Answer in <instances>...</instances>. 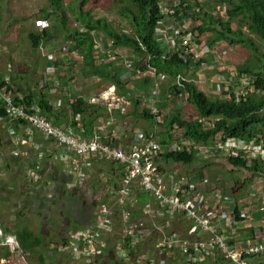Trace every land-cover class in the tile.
<instances>
[{
  "label": "crops",
  "instance_id": "1",
  "mask_svg": "<svg viewBox=\"0 0 264 264\" xmlns=\"http://www.w3.org/2000/svg\"><path fill=\"white\" fill-rule=\"evenodd\" d=\"M47 3V0H0V80L2 83H7L6 81H8L17 96H21L23 93H32L34 96L32 97V100L34 98L40 101L39 99L42 98L51 108L49 119L56 125L74 131L76 136L80 139L98 137L106 144L115 145L126 150L134 146L137 147L141 144L143 139L149 137H154L167 148L173 141L182 140V138L183 140H190L184 136L183 130H180L179 135V133L173 131L174 125L171 127H169V125H163V123L165 124V119L163 122L158 123L154 116L153 120L143 116L144 109H148L150 112L149 101L151 92L157 86L160 89L161 106L169 111L167 114H170L173 111H179L183 116L185 113V109L182 110L179 106L176 107L177 103L172 102V99H175V96L171 92V89L172 86H177L176 79L178 75L176 76V79H170L167 74L159 72L152 65L145 64L146 69H139L135 76H133L135 69H122L119 74L125 82L124 89L122 90H120L116 84H110L101 78L92 77L86 73L87 76L94 78L95 83H98L100 80L106 84L103 87L97 85L96 92H100L108 88L110 85H115L116 94L128 101V104H123L121 106H114L106 103H91L88 98L96 92L88 89V82H86L84 86L81 84L75 85V80L70 79V74H72L70 72L72 64L70 60L64 56L63 49V46L66 43L77 45L78 41L76 35L80 33V30L84 31L86 28L84 25L83 29L75 28L69 21H67L65 15L66 13H69V11L76 16L71 11V5L64 6V8L61 3L62 8L60 11H56L54 8H49L48 12H44L43 9L47 6ZM77 9L81 14H87V12L92 13V11H85V6L82 11L81 8ZM91 17L93 20H98L94 19L92 15ZM167 24L173 25V21L169 17L167 19ZM59 25L67 31L62 33L59 29ZM96 33H100V39L103 35L105 41L108 42V45L111 41L104 33L95 31L93 33L95 43L93 47L94 53L95 50L99 48L97 45L98 40L96 39ZM197 37L198 34L192 33V40L194 42L197 40ZM201 38H205L203 34H201ZM163 43L167 45L168 49L170 48L167 41L163 40ZM220 43L225 46L228 44L224 41ZM201 44L204 46V49H197L199 58L196 60L194 59V62L196 63L204 60L203 64L204 62L209 63L208 68L203 69V67L200 66L197 72L192 70L187 76H181H183L186 81L194 82L201 90L210 96H226L227 91L230 88L234 89L238 80L245 77L240 76L241 74L236 70L233 72L231 68L229 69L230 72L226 74V81L220 83L221 89H218L216 84L211 81V77L222 73L215 70V74H208V70L212 69V62L209 60L208 54L209 52L211 53V51L213 52L214 46L208 47L204 41H202ZM169 51L171 52L175 50H171L170 48ZM111 54L112 52H108V56L106 57L109 58L102 56L104 59H100L101 55L98 57L94 56V58L97 63H100L102 60L112 62L116 66H119V61L122 56L117 52L115 53L116 56ZM21 57L22 59L20 60ZM76 58V63L84 65L83 57ZM133 59L132 62L137 63L138 65L137 54L133 56ZM220 63L223 64V62ZM54 67L56 70L55 74L52 75L54 73L52 68ZM150 68H154L156 73L149 74L147 71ZM221 69L222 68H220V70ZM202 72L206 74L207 79L206 81H202L201 84H198L195 82L194 78H197ZM60 76H62V78H59ZM159 77L162 78V81L159 80ZM56 78L59 80L57 85L51 84L52 81L57 80ZM148 78L152 80L151 84H153V86H150V95L142 90L141 87L140 89L135 86L137 81ZM134 79L136 81L133 82ZM169 81H172L170 89L163 88L164 84ZM210 82H212V84H210ZM131 93L135 94V97L140 101L139 104L136 105L134 99L130 98ZM180 95L184 96L182 92ZM79 97H83L88 103L94 104L93 107L99 106L100 111L94 112L95 109H89L88 112L85 113L73 112L71 104ZM142 99H144L143 102ZM184 99L186 103H188L185 96ZM164 102L167 104H164ZM143 103H146L148 108L143 107V109H139V105H142ZM1 113L3 116L6 115L3 110H1ZM42 114L45 115L44 113ZM73 121L77 122L72 124ZM23 128L24 127L19 123H16V131L14 135H12L7 128H4L0 124V174L2 173L4 175L0 183V229L5 234L4 237L13 240V242L17 244V247L19 246L17 231L24 227L31 230L29 228L30 225L28 224V221L23 219H19L14 223L9 222L5 224V214L4 211H1L2 204L3 206H6L8 201H13L19 194H23L24 196V200L19 203L20 206L27 201H30L32 197L35 198L34 201L37 205L48 203V209L52 206H61L64 208V201L66 199L72 200L75 204L81 203V199L85 202L84 193L80 191L81 187L78 185L77 187L75 186V176L71 179V177L64 174V172L69 171L67 169H69L70 165L62 164L52 157V155H54L59 149L52 141L43 139L39 133L36 132L34 135L35 143L31 150L17 148L16 143L19 141L18 139L20 138V133L23 131ZM194 155L195 162L189 165L173 163L165 158H162L159 161V164L169 173V175L174 176L177 179L188 174L192 176L194 181L199 185L200 191L205 195V200L209 203L208 205L210 207L216 204L215 195L217 193H223L224 195L233 198V207L236 211V215L241 212H246L250 215L251 221L248 227L242 224H238L236 228H227L224 225L219 227L220 233L224 234L232 247L235 248L237 244H243L246 241L264 240L263 175L260 173H254L249 168L235 167L226 157L214 156L205 160L202 156ZM108 161L114 165L116 164L115 162L105 159L96 158L92 160L91 178L89 176L87 179L88 181L86 180L87 184L90 180L88 187L93 193L97 194L96 198L103 196V201L97 200L95 213L97 212V207L100 203H106L109 201L114 190L120 186V180L124 174L122 166L117 165V169L109 168L108 163H106ZM25 166H27V174L25 173L27 175V177H25L28 182L27 186L22 185L13 197L8 198V194L12 196L9 191L13 189L14 186L12 185L14 182L12 179L14 171L19 168L24 169ZM52 174L56 176V179L52 177ZM97 176H105L106 179L110 180L112 188L106 189L102 192L98 189L96 180L94 182L95 184H91ZM71 187L73 188L71 189ZM140 196H146V200L142 201ZM135 197L137 198V201L128 205V209L133 213L134 217L139 216V211L143 205L147 203L156 205V202L150 194H136ZM105 198L108 201H106ZM84 205V208H81L83 211L77 210L78 213L75 212L76 219L66 215L67 212L71 213L70 210L65 211L61 218L59 215L55 217L62 221L61 225H56L59 229H62L60 230L61 234L65 235L67 231L77 226L79 227V229H77L80 230L84 228L85 225L95 224L96 217L91 216L89 213V205ZM15 208L16 205H14V209ZM13 210L11 213H13ZM79 213H82V216H80ZM16 214L17 213L15 212L13 213L14 216H16ZM38 215L42 218L44 216L46 217V215H43L42 213H39ZM72 222L75 224H72ZM73 225L76 226L74 227ZM185 225L186 221L181 220V222L174 227L175 230L179 231L181 236H185L182 233ZM114 226L116 233V231L120 230L121 224L115 222ZM116 237L115 234L107 236V238H109L107 239L109 240V250H105V252L101 253L99 258H93L98 264H101L102 260H116L114 262L120 260L115 249ZM42 239L44 240L45 238L42 236ZM61 240H63L62 245L51 249L49 252H57L60 249L62 250V247L65 246L66 239H63L62 237ZM50 244L53 245V243ZM50 248H52V246H50ZM17 250L20 253L22 252L19 248ZM10 254L8 248L0 246V260H4V258ZM62 256L69 257L67 255ZM24 258H22V260ZM248 261L250 264H264V255L257 258H249ZM203 264L233 263L229 260H225L221 255H216L205 261Z\"/></svg>",
  "mask_w": 264,
  "mask_h": 264
},
{
  "label": "built area",
  "instance_id": "2",
  "mask_svg": "<svg viewBox=\"0 0 264 264\" xmlns=\"http://www.w3.org/2000/svg\"><path fill=\"white\" fill-rule=\"evenodd\" d=\"M178 3L175 1L174 5L177 6ZM161 11L173 21V25H168V18H165L158 29L160 38L167 41L171 50L181 49L193 60L198 59L197 49H203L202 38L198 35L195 42L192 40V23L179 21L174 7L163 6ZM109 43L113 44L112 41ZM67 46L69 45L64 48L66 55L82 56L80 51L69 50ZM125 67L127 70L135 69L130 61H125ZM147 72L155 74L156 70L150 68ZM6 82L2 83L0 80V124L12 135L16 131V123L24 127L16 143L17 148L31 150L36 132L43 139L52 141L59 148L52 157L62 164L70 165L67 170L75 175L76 187H82L87 182L84 170L90 168L91 161L96 158L110 160L124 169L120 186L114 190L108 202L98 205L95 224L78 230L81 233L73 237L76 242L66 243L63 247L74 258H99L101 253L109 250L107 236L114 234L119 237L115 242L117 256L136 264H203L216 255H221L233 264H250L249 258L264 255V240L246 241L234 248L224 234L220 233L219 227L222 225L227 228H236L238 224L246 227L250 225L251 217L246 212L236 215L232 197L217 193L216 204L210 207L192 176L188 174L177 179L159 164L165 154L182 151L202 156L205 160L217 156L241 159L247 163L254 160L264 163V138L261 135L245 141L241 138H225L219 133L209 145L182 138L171 142L168 148L154 137H149L143 139L137 147L126 150L106 144L98 137L78 138L74 131L56 125L42 115L37 102L32 101L27 105L15 101V93L9 82ZM185 82L186 79L178 75L177 86L184 87ZM251 82L250 78L239 79L235 88H230L225 97L234 98L238 102L252 89ZM89 101L114 106L128 104L125 98L116 94L115 85L91 95ZM149 108L158 123L163 122L167 117L165 115H169V111L161 106L158 86L151 92ZM1 110L6 115L3 116ZM196 118L204 129L212 127L215 122L214 117ZM180 130L175 124L173 131L180 135ZM145 193L153 197L156 205H143L139 216L134 217L128 205L137 201L136 194ZM181 220L186 221L182 231L185 236H181L174 228ZM115 222L121 224L116 233ZM4 235L0 229V246L8 248L11 253L5 259L11 260V264H19L23 258L17 250L19 246L14 247L13 240Z\"/></svg>",
  "mask_w": 264,
  "mask_h": 264
},
{
  "label": "trees",
  "instance_id": "3",
  "mask_svg": "<svg viewBox=\"0 0 264 264\" xmlns=\"http://www.w3.org/2000/svg\"><path fill=\"white\" fill-rule=\"evenodd\" d=\"M119 1L123 2V0ZM128 1L129 3L123 7L121 13L131 27L130 32L111 29L104 18L93 20L91 12L81 14L78 10L73 9V5L75 4L77 7L79 3L78 8H81L82 11L89 0H75L71 6V11L76 15L75 18L83 23L86 28V31L84 30L76 35L78 42L75 46V49L82 54L85 73L89 70L91 72L90 76L101 78L110 84H116L120 90L124 89L125 82L119 75L122 71L121 67H116L112 62L102 60L100 63H97L94 58L93 47L95 43L93 33L95 31L104 33L113 42L114 49L131 48L137 54L138 65L135 67L133 76L137 74L139 69L145 70V64L154 66L159 72L167 74L170 79H176L177 75L187 76L191 68L198 69L202 66L204 60L195 63L181 49L170 52V48L168 49L167 45L163 43L162 38L159 39L156 34V29L162 19L160 10L163 6H168L169 3L173 5L174 1L177 0ZM189 1L180 0L179 5L184 9L192 10L193 7L188 4ZM227 1L230 2L231 8L225 17L219 19L218 17L209 16L208 13L204 12L205 16L208 17V22L205 20L202 26H197L193 29V33L201 35L212 31L214 37L212 41L209 40L210 47L223 41L231 46H242L247 48L250 54L259 56L260 65L252 69L245 64L236 66V71L241 74L240 76L250 78L253 86L238 102L234 98L225 96H210L191 81H186L184 87L172 86L171 92L174 96L182 92L188 103L194 106L200 116L215 118L213 126L208 129H204L198 120L185 119L179 111H173L165 118V124L163 123V125L171 127L176 124L179 129L184 131L186 138L198 144H212L219 133L225 138H241L245 141L252 139L256 135H261L264 138V53L256 47V39L264 42V0ZM47 2V6L43 9L44 12H48L49 8H54L56 11H60L62 8V0H47ZM185 4L186 7H184ZM201 10L191 13V17H201L203 14ZM81 16H85L86 19L81 21L79 18ZM218 16L221 17V14ZM184 17L188 16L186 14L184 16L180 15V19H185ZM226 17L227 19H225ZM236 19H238V28L233 29L232 24ZM244 20L248 22L247 31L245 32L241 28ZM100 55V59L102 56H108V45L105 46ZM134 81L136 80L134 79ZM151 82L152 80L148 78L137 81L135 86L137 88L141 87L142 90L150 95V86H153ZM32 97H34L32 93H23L22 97L16 98V101L29 105ZM130 98L134 99L136 105L140 103L135 94L131 93ZM39 100L40 112L50 118L49 112L51 108L42 98ZM86 102L83 97L74 100L71 104L73 112L85 113L89 109H95L94 112L100 111L99 106L93 107L94 104ZM164 104L167 103L164 102ZM143 116L153 120V115L148 109H144ZM76 122L73 121L72 124ZM164 158L173 163L184 165L195 162V155L188 154L186 151L165 154ZM229 160L235 167L249 168L254 173H260L264 177V163L258 160H254L251 163H247L241 159ZM140 199L145 201L146 196H140ZM17 239L19 241V250L24 253L29 252L33 254L43 248L44 240L41 234H34L26 227L17 231Z\"/></svg>",
  "mask_w": 264,
  "mask_h": 264
},
{
  "label": "rangeland",
  "instance_id": "4",
  "mask_svg": "<svg viewBox=\"0 0 264 264\" xmlns=\"http://www.w3.org/2000/svg\"><path fill=\"white\" fill-rule=\"evenodd\" d=\"M75 0H62V5L64 6H69V5H73ZM129 1L128 0H123V2H120L119 0H89V2L85 5V11H92V16L94 19H105L106 21H108V23L110 24L111 29H115V30H119V31H127L130 32L131 31V27L127 21V19L125 17H123L121 10L123 9V7H125L126 4H128ZM194 4L198 3L199 4V8L202 9L201 12H203V14L201 15V17H196L194 16V18L192 17V21H193V29H195L197 26L200 27L202 26L203 22L206 20L208 21V17L205 16V13H208L209 16H213V17H219L218 15L221 14V18L225 17L226 14L228 13V10L231 8L230 6V2L227 0H197L196 2L193 1ZM79 4H77V8H78ZM184 7H186V4L184 5ZM65 8V7H64ZM76 5H73V9H76ZM133 9V7H132ZM67 21H69L74 27L76 26H81L80 29L84 28L83 27V23H81L80 21H78L75 16L69 11V13H66L65 15ZM81 19V21H84L86 19L85 16H81L79 17ZM227 19V17L225 18ZM224 19V20H225ZM238 19H236V21L233 22L232 24V28L233 29H237L238 28V23H237ZM247 21L244 20L242 23V30L245 32L247 31ZM59 29L60 31H62V33H65L66 31L61 28V25H59ZM160 30L157 31V34L159 33ZM82 31L80 30V33ZM97 34V40H98V49L95 50V53L93 52V55L95 57H98L102 51L105 49V46L108 45V42L105 41V37H103L100 39V33H96ZM205 38H202V41H204L206 43V45L208 47L209 46V42L212 41V38L214 37V33L212 31H210L208 34L204 33L203 34ZM101 41H100V40ZM210 40V41H209ZM67 44V43H66ZM66 44L63 46V49L65 48ZM222 45V43H217L216 45H214V50L213 52L211 51V53L209 52V60L212 62V69L208 70V74L212 75L215 74V70H218L219 72H221L222 74H216L214 76L211 77V81L214 82L217 86L218 89L220 88V83L225 82L227 79V73H229V69H231L233 72L236 70V66H242V65H246L249 68H256L258 65H260V62L258 60V55L254 56L253 54H250V51L247 48H244L242 46H230L228 44ZM229 46V47H228ZM256 47L258 48L259 51L264 53V42L259 41L256 39ZM73 50L75 51V46H73ZM117 50V51H116ZM108 52H112L111 55H115V53L117 52L118 54H120L121 60L119 61L120 63V67L121 69H125V64L124 61H130L132 62L133 56H135V52L131 49V48H118V49H114L113 45H108ZM105 58H109L106 56H103ZM118 57V56H117ZM112 58V57H111ZM22 59V57L20 58V60ZM67 59L70 60L71 62V77L70 79H74L75 80V85L76 84H81V85H85L86 82H88V89L96 92V86L101 85V87L105 86L106 84L102 81L99 80L98 83H95L94 78H91L89 76H87V74L84 72V66L80 63H76V56L74 54L70 55L67 54ZM104 59V58H102ZM220 62H223V64H221ZM133 63V62H132ZM134 67L137 66V63H133ZM116 66V65H115ZM209 63L208 62H204V64L202 65L203 69L208 68ZM117 67V66H116ZM220 68H222L220 70ZM195 71L197 72L198 69L196 68H191V71ZM88 75H91V72L88 70L87 71ZM52 74V73H51ZM55 73H53L52 75H54ZM192 77V76H191ZM194 77V76H193ZM59 78H62V76H60ZM56 81H52L51 84L53 85H57V83L59 82L58 78H56ZM195 82L198 84H201L202 81H206L207 76L204 72L200 73L199 76L197 78H194ZM209 79V77H208ZM159 80L162 81V78L159 77ZM212 82H210V84H212ZM170 85H172V81H169L167 83L164 84L163 88L165 89H170ZM227 86H229L228 84H226ZM85 92V91H83ZM98 93V92H96ZM165 94V93H164ZM175 99H172V102H176L177 106H179L180 108L185 109V113L183 114V117L185 116V118L189 119V120H196L197 116L199 117V113L197 112V110L194 108V106L190 103H186L184 96L179 95H175L174 97ZM144 101V99H142V102ZM143 107L148 108L146 103H143L142 105H139V109H143ZM136 114V113H135ZM2 124V123H1ZM180 132V131H179ZM108 163L109 168L112 169H117V165L118 164H113L111 162H106ZM120 166V165H119ZM91 167L87 168L84 170L85 176H87V179L91 178ZM27 166H25V168H19L16 169L12 175V179H13V189H11L9 191L11 195L8 194V198L13 197L20 189V187L22 185H26L27 186V180L25 177H27ZM64 174H66L67 176L71 177V179H73V176H75L74 174L71 173V171H66L64 172ZM52 177L54 179H56V176L54 174H52ZM104 177V178H103ZM69 179V180H71ZM97 183L98 189L102 192H104L106 189H111L112 185L110 183V180L106 179L105 176H97L94 178V181L91 184H95ZM88 181V180H87ZM90 183V180L88 182V184ZM84 186L81 187L80 191L84 193V197H85V202H83V200L81 199V203H77L75 204L72 200L70 199H66L64 201V208H62L61 206L57 207V206H52L50 209L47 208L48 203H44V205L40 204L37 205L35 203V198L32 197V199L30 201H27L26 203H24L22 206L19 205V203L21 201L24 200V196L23 194H19L16 198H14L13 201H8V204H6V206L1 207V211H4V220H5V224L9 223V222H16L19 219H23L25 221H28V224L32 227L29 228L33 231L34 234H41L45 239H44V244H43V249L42 250H38L37 252L31 254L29 252H21V255L25 256V258L23 260H21L19 262V264H98L97 261H95L94 259H89V260H77L76 258H74L69 250H66L65 248L62 247V250L60 249L57 252H49L51 249H54L56 247H59L60 245H62V237L63 239H66L65 241H67V243L70 242H76L75 239H73V237L76 234H80L81 231H78L79 227H75L76 225H73L75 228H71L69 231H67V233H65V235L60 233V230L57 226L62 224V221L58 220L57 217L59 215V217H62V214L65 211H69L66 213L67 216H70L71 218H75V212L78 211H83L81 210V208H84V204L89 205L88 207V211L91 214V216H95V211H96V203L97 200L99 201H103V196H101L100 198H96L97 194L93 193L89 187L87 182H84ZM54 187V185H53ZM73 187H71L72 189ZM54 191H55V187H54ZM72 191V190H71ZM85 191V192H84ZM53 198V196H52ZM51 198V199H52ZM50 199V200H51ZM106 200V198H105ZM108 201V200H106ZM84 204H83V203ZM14 205H16V208L14 209ZM14 209V210H13ZM13 210V213H17L16 216L13 215V213H11ZM20 212V213H18ZM39 213H42L43 215H46V217L44 216L43 218L38 215ZM21 214H22V218H21ZM80 215H82V213H80ZM47 220H46V219ZM76 219V218H75ZM65 222V220H64ZM72 224H75L74 222H72ZM57 225V226H56ZM4 228V227H2ZM78 228V229H77ZM77 229V230H76ZM2 231V230H1ZM118 239V237H116ZM50 243H53V245H51ZM1 245V242H0ZM14 247H17V244L14 243L13 245ZM50 246H52V248H50ZM62 255H67L69 257L66 256H62ZM120 257V256H119ZM110 262V264H114V261L116 260H102L101 264H105L107 262ZM13 263L11 260H7L4 258V260H0V264H11ZM116 264H136L135 262H126L123 260H117Z\"/></svg>",
  "mask_w": 264,
  "mask_h": 264
},
{
  "label": "clouds",
  "instance_id": "5",
  "mask_svg": "<svg viewBox=\"0 0 264 264\" xmlns=\"http://www.w3.org/2000/svg\"><path fill=\"white\" fill-rule=\"evenodd\" d=\"M179 3H178V5L177 6H175L174 4L173 5H171L170 3L168 4V6H170V7H174L175 9H176V16L178 17V19H179V21H190L192 24H193V19H192V15H191V13H193V12H195V11H199L200 10V8H199V4L198 3H196V4H194L193 3V1L194 2H196L197 0H190L189 2H188V4H190V5H192V10H189V9H184V8H182L179 4H180V0H177ZM175 2V1H174ZM161 11V10H160ZM184 14H186L188 17H184L185 19H180V15L181 16H184ZM161 15H162V19H161V22L159 23V25H158V28L156 29V34H157V31H158V29H160V25H161V23H163V22H165V18H168L167 16H165L163 13H162V11H161ZM190 16V17H189ZM219 19L221 18L220 16L218 17ZM81 27V26H80ZM80 27L79 26H76L75 28H79L80 29ZM85 31H86V29H84ZM193 30V29H192ZM81 31H83V30H81ZM158 35V38L160 39V35L159 34H157ZM200 37H201V35H200ZM200 42V41H199ZM200 44V43H199ZM66 45H69V46H67V48H69V50H71L72 48H73V46H76V45H71L70 43L69 44H66ZM203 49H204V46H203ZM73 50V49H72ZM76 50V49H75ZM64 56L65 57H67V55L65 54V52H64ZM80 57H82V56H80ZM53 69V72L55 73V67L54 68H52ZM51 69V70H52ZM9 84V83H8ZM10 85V84H9ZM14 93H15V91H14ZM14 97H15V101H16V98L17 97H22V95L21 96H17V95H14ZM88 100H89V98H88ZM32 101H35V102H37L38 104H40V102L38 101V100H36V99H34L33 98V100ZM31 101V102H32ZM18 102V101H17ZM31 104V103H30ZM29 104V105H30ZM41 113V112H40ZM42 114V113H41ZM43 115V114H42ZM45 116V115H44ZM46 117V116H45ZM48 118V117H47ZM52 121V120H51ZM53 122V121H52ZM55 124V123H54ZM4 177V175L2 174V177L0 178V183H1V180H2V178ZM66 243H67V241H66ZM66 245V244H65ZM72 255V254H71ZM120 260H122L121 258H119ZM82 260V259H81ZM123 261H125V260H123ZM127 262V261H126ZM129 263H131V262H129Z\"/></svg>",
  "mask_w": 264,
  "mask_h": 264
},
{
  "label": "flooded vegetation",
  "instance_id": "6",
  "mask_svg": "<svg viewBox=\"0 0 264 264\" xmlns=\"http://www.w3.org/2000/svg\"><path fill=\"white\" fill-rule=\"evenodd\" d=\"M107 264H110V262H109V263H107ZM114 264H116V262H114Z\"/></svg>",
  "mask_w": 264,
  "mask_h": 264
}]
</instances>
